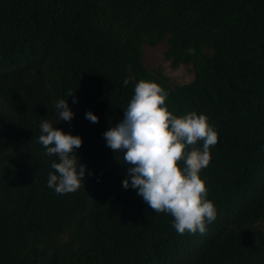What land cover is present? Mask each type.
Here are the masks:
<instances>
[{"label": "trees", "instance_id": "obj_1", "mask_svg": "<svg viewBox=\"0 0 264 264\" xmlns=\"http://www.w3.org/2000/svg\"><path fill=\"white\" fill-rule=\"evenodd\" d=\"M161 42L189 81L145 67L141 46ZM142 79L218 133L200 172L217 212L205 234L177 233L122 186L128 166L103 133ZM44 120L82 138L74 193L47 185ZM0 264H264V0H0Z\"/></svg>", "mask_w": 264, "mask_h": 264}, {"label": "clouds", "instance_id": "obj_2", "mask_svg": "<svg viewBox=\"0 0 264 264\" xmlns=\"http://www.w3.org/2000/svg\"><path fill=\"white\" fill-rule=\"evenodd\" d=\"M128 83L125 79L124 84ZM73 93L70 91L68 97ZM167 97L168 92L158 83L140 80L124 108L123 119L103 136L114 153H122V165L128 166L122 181L125 189H136L153 212L170 214L177 233L205 234L206 223L213 222L217 212L207 199L200 172L211 161L210 148L218 143V133L205 114L190 111L174 115L166 106ZM55 108L59 121L73 119L67 101L59 100ZM86 119L99 122L92 111L86 112ZM40 132L38 142L47 155L57 157L51 163L54 171L48 175V187L61 195L76 192L86 169L74 153L82 146V138L53 127L47 120L40 123ZM198 141H203L202 149L195 147Z\"/></svg>", "mask_w": 264, "mask_h": 264}, {"label": "rangeland", "instance_id": "obj_3", "mask_svg": "<svg viewBox=\"0 0 264 264\" xmlns=\"http://www.w3.org/2000/svg\"><path fill=\"white\" fill-rule=\"evenodd\" d=\"M141 49L145 67L151 72L160 71L165 74L171 86L185 83L192 78V72L188 66L180 64L172 67L170 65L169 60L164 55L165 42L155 46H149L144 43Z\"/></svg>", "mask_w": 264, "mask_h": 264}]
</instances>
